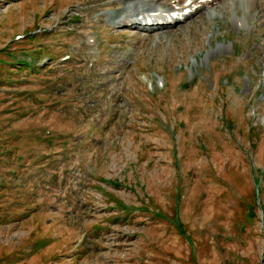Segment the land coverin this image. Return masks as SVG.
<instances>
[{
	"label": "rangeland",
	"instance_id": "obj_1",
	"mask_svg": "<svg viewBox=\"0 0 264 264\" xmlns=\"http://www.w3.org/2000/svg\"><path fill=\"white\" fill-rule=\"evenodd\" d=\"M246 1L141 31L117 0H0V264H264Z\"/></svg>",
	"mask_w": 264,
	"mask_h": 264
},
{
	"label": "bare ground",
	"instance_id": "obj_2",
	"mask_svg": "<svg viewBox=\"0 0 264 264\" xmlns=\"http://www.w3.org/2000/svg\"><path fill=\"white\" fill-rule=\"evenodd\" d=\"M227 1L228 0H117L119 5L122 3V6L119 7L118 14L112 17L111 23L122 29H124L123 26L133 24L138 30L153 31L172 26L169 24H173L176 20L180 19V17L188 16L192 13L200 14L201 11H203V14L209 15L215 14L216 12L222 13L230 6ZM253 1L254 0H247L246 2L248 5L252 6L254 3ZM214 4H216V6H214ZM185 8L192 9L190 12L181 16H169L172 12H179ZM205 10L209 11L207 12ZM110 14L111 13L107 11L102 13L107 19L106 21H108ZM244 18H246V15H244ZM163 20L166 21L163 22Z\"/></svg>",
	"mask_w": 264,
	"mask_h": 264
},
{
	"label": "trees",
	"instance_id": "obj_3",
	"mask_svg": "<svg viewBox=\"0 0 264 264\" xmlns=\"http://www.w3.org/2000/svg\"><path fill=\"white\" fill-rule=\"evenodd\" d=\"M25 65V64H24ZM26 65H28V64H26Z\"/></svg>",
	"mask_w": 264,
	"mask_h": 264
}]
</instances>
